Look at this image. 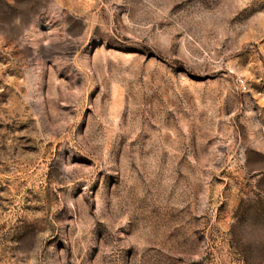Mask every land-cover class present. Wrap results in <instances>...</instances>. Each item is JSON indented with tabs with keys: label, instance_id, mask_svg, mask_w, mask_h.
Instances as JSON below:
<instances>
[{
	"label": "rangeland",
	"instance_id": "obj_1",
	"mask_svg": "<svg viewBox=\"0 0 264 264\" xmlns=\"http://www.w3.org/2000/svg\"><path fill=\"white\" fill-rule=\"evenodd\" d=\"M0 264H264V0H0Z\"/></svg>",
	"mask_w": 264,
	"mask_h": 264
}]
</instances>
